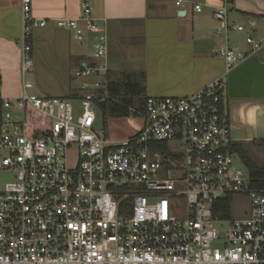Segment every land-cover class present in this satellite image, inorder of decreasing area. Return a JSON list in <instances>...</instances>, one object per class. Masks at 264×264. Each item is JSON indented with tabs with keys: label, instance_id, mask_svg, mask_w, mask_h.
I'll return each mask as SVG.
<instances>
[{
	"label": "built area",
	"instance_id": "2783aa9c",
	"mask_svg": "<svg viewBox=\"0 0 264 264\" xmlns=\"http://www.w3.org/2000/svg\"><path fill=\"white\" fill-rule=\"evenodd\" d=\"M230 2L213 14L224 75L188 97H148L143 127L124 140L96 129L108 44L88 3L82 18L56 23L78 43L92 36V55L73 70L79 98L38 95L30 81L5 98L0 72V172L14 177L0 191V264H264V170L236 164L224 105L229 75L264 48V36L248 32V51L231 44V30L245 27L229 21ZM21 14L26 72L32 33L46 21L32 15V0H21ZM30 110L48 120L36 135ZM236 196L250 202L241 217L232 215ZM228 197L224 218L215 211Z\"/></svg>",
	"mask_w": 264,
	"mask_h": 264
},
{
	"label": "crops",
	"instance_id": "0c3cea01",
	"mask_svg": "<svg viewBox=\"0 0 264 264\" xmlns=\"http://www.w3.org/2000/svg\"><path fill=\"white\" fill-rule=\"evenodd\" d=\"M177 1L32 0V15L46 25L32 33L33 65L24 72L21 0H0L3 96L20 97L24 81H30L31 91L38 95L77 99L72 95L80 93L81 80L73 70L92 55V36L86 31L89 37L78 43L56 23L82 18L85 3L107 36V72L101 78L107 89L109 81H135L147 98L195 94L225 72V62L217 53L223 38L215 31L213 15L223 0H183L179 6ZM197 4L202 5L200 11L194 8ZM226 6L229 21L245 27V31L231 30L229 42L250 50L246 34L264 36V0H231ZM80 25L86 30L87 23ZM224 105L232 138L255 151L256 143L264 141V48L229 75Z\"/></svg>",
	"mask_w": 264,
	"mask_h": 264
},
{
	"label": "trees",
	"instance_id": "16d2710c",
	"mask_svg": "<svg viewBox=\"0 0 264 264\" xmlns=\"http://www.w3.org/2000/svg\"><path fill=\"white\" fill-rule=\"evenodd\" d=\"M80 93H74L72 98H78ZM147 97L140 83L135 81H122L115 82L109 81L108 83V97L104 106H99L103 123L105 125L106 119L109 117H142L145 114V102ZM3 110L0 103V130L2 122ZM31 123H37L36 135L40 130L47 127L48 120L39 116L34 111L29 112ZM257 147L264 148V141L256 143ZM232 151L239 156L247 166L251 175H263L264 165H258L248 153L247 148L241 143H235ZM232 197L219 202L221 211H215L221 217L228 218L231 216Z\"/></svg>",
	"mask_w": 264,
	"mask_h": 264
},
{
	"label": "rangeland",
	"instance_id": "374dc122",
	"mask_svg": "<svg viewBox=\"0 0 264 264\" xmlns=\"http://www.w3.org/2000/svg\"><path fill=\"white\" fill-rule=\"evenodd\" d=\"M250 47V45H248ZM251 48V47H250ZM44 96V95H43ZM75 113L78 115L81 112L80 103L73 101ZM101 109L96 105L95 111L97 113L96 129L104 131L110 140H124L133 137L138 128L143 125V120L140 117H109L106 119L104 125L101 115ZM249 155L258 165H264V148L258 147L255 151H248ZM76 154V149L73 147L70 152L71 158ZM236 164L245 172L248 168L239 156H235ZM13 175L5 172H0V191L3 189L6 182L13 180ZM250 208L249 199L245 196H236L232 206V215L234 217H241L247 214ZM180 216V215H179Z\"/></svg>",
	"mask_w": 264,
	"mask_h": 264
},
{
	"label": "water",
	"instance_id": "95a60500",
	"mask_svg": "<svg viewBox=\"0 0 264 264\" xmlns=\"http://www.w3.org/2000/svg\"><path fill=\"white\" fill-rule=\"evenodd\" d=\"M100 105H101V106H104V105H105V101H101V102H100Z\"/></svg>",
	"mask_w": 264,
	"mask_h": 264
}]
</instances>
